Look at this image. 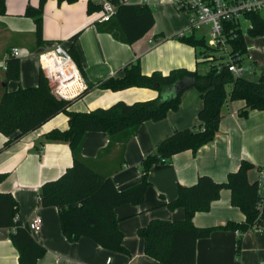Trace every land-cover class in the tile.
<instances>
[{"label":"crops","instance_id":"crops-1","mask_svg":"<svg viewBox=\"0 0 264 264\" xmlns=\"http://www.w3.org/2000/svg\"><path fill=\"white\" fill-rule=\"evenodd\" d=\"M39 1L5 0L6 12L0 15V99L4 91L37 86L41 73L37 54L56 42L63 43L68 49L72 45L75 47L83 67L82 76L87 86L92 87L71 100L69 110L75 112L108 108L117 102L133 104L156 99L159 92L154 89L129 88L114 92L98 87L110 78H122L128 64L138 63L144 75L153 72L167 75L179 68L203 74L210 67L197 50L176 38L181 32L185 36H196L197 32L189 30V14L177 12L171 0L150 2L155 24L131 45L116 39L106 24L98 22L100 10L87 12L88 2L101 6L107 0H78L73 4L48 0L43 7V43L37 45L35 24L25 16V10L29 5L37 8ZM125 1L131 5L141 4L140 0ZM249 25L246 20L241 23L247 56L251 57L255 68L246 78L257 81L264 74V37H248ZM74 36L76 39L71 41ZM14 47L21 52L20 79L5 83L4 62ZM202 64H208V67L201 71ZM201 107L200 93L189 87L181 95L179 108L161 121H146L133 132L114 136L105 132L87 133L81 145V157L99 174L109 177L117 190L130 189L144 177L142 159L174 131L197 125ZM244 107V101L227 103L212 142L196 154L184 151L164 163L153 165L142 204L116 208L118 227L128 254L107 250L87 237L69 241L61 231L57 209L39 206L41 185L57 179L73 163L67 143L45 139L53 129L67 128L68 117L64 113L13 142L0 153V173L6 175L0 183V193H10L15 198L18 219L23 224L35 217L41 219L40 230L31 231L33 239L46 250L38 264H107V260H110L109 264H160L144 254L143 240L137 231L153 219H184L183 210L169 211L164 206L177 197L179 186H191L202 175L223 183L229 173L238 170L243 160L255 166L248 174L251 182H256L259 171L264 169V112L252 110L242 115ZM4 142L0 133V148ZM230 197V190L223 189L209 212L195 214L194 225L206 228L243 222L244 214L231 205ZM10 233L11 230L0 228V264H18V252ZM239 237L237 232L215 231L208 238L197 241L195 264H264V227L243 234L237 254Z\"/></svg>","mask_w":264,"mask_h":264},{"label":"trees","instance_id":"trees-1","mask_svg":"<svg viewBox=\"0 0 264 264\" xmlns=\"http://www.w3.org/2000/svg\"><path fill=\"white\" fill-rule=\"evenodd\" d=\"M48 0H40L37 8L26 7L25 16L35 24L37 45L43 43V7ZM78 0H57L68 4ZM117 5L116 15L108 22L107 29L116 39L126 44H133L145 36L154 26L155 20L151 8L145 4H118L119 0H109ZM101 10V6L92 2L87 4V12ZM6 12L5 0H0V15ZM245 19L250 23L246 35L250 38L264 37V15L248 13ZM229 23L226 29L235 28ZM229 42L230 55L242 56L247 53L244 34ZM180 42L198 50L204 63H210L205 73L183 68L174 69L167 75L153 72L144 75L138 63L128 64L122 78H110L98 87L104 90L120 91L129 88L154 89L159 96L154 100L140 101L133 104L117 102L108 108H99L90 112L70 111L71 101L58 100L52 94L48 82L40 73L38 84L32 88H19L4 91L0 99V133L5 142L0 153L22 136L36 131L50 119L60 113L68 117V126L64 130L53 129L45 135L50 142L67 143L73 163L57 179L45 182L38 192L39 206L57 209L61 231L71 242L81 237L92 239L101 247L122 254H128L123 245V234L118 227L116 208L123 205L139 206L142 204L150 183L148 173L155 164L170 160L174 155L184 151L193 154L215 139L219 123L223 118L222 109L234 101H244L241 111L264 112V74L257 81L248 78H235L222 64L218 70L215 63L219 61L215 49L206 44L204 38L194 34L176 37ZM76 36L71 38L74 41ZM80 73H83L81 59L75 47L69 48ZM212 57V61L209 59ZM20 59L8 58L4 73V82L19 81ZM192 81V86L201 96L202 107L198 112V124L183 130L174 131L161 141L156 149L144 157L141 167L144 171L142 181L134 187L119 191L109 177L99 174L81 157V145L89 132H105L110 136L133 132L146 121H161L169 112L176 111L180 105L181 95L169 92L177 82ZM88 87L82 94H85ZM189 88V87H188ZM81 94V95H82ZM165 95V100H162ZM255 166L243 160L237 171L229 173L226 181L217 183L206 175L199 176L191 186H179L177 197L164 204L169 211L183 210L182 221L153 219L137 231L143 240V252L160 264H195L196 243L208 238L215 231L238 232L237 254L243 234L252 229L264 227L263 210L259 211L260 198L258 183L249 180V172ZM6 178L0 173V183ZM223 189L230 190V203L245 216L241 223L227 222L225 225L200 228L193 223L197 213L209 212L211 204L217 201ZM0 228L11 230L10 239L18 252V264H38L46 253L43 246L32 237L27 224L18 219V204L10 193H0Z\"/></svg>","mask_w":264,"mask_h":264},{"label":"built area","instance_id":"built-area-1","mask_svg":"<svg viewBox=\"0 0 264 264\" xmlns=\"http://www.w3.org/2000/svg\"><path fill=\"white\" fill-rule=\"evenodd\" d=\"M141 4L149 6L155 0H140ZM177 12L188 13L190 17L189 30L208 29V46L216 51L219 61L215 63L218 70L222 64L227 66L229 72L235 78L247 77L254 71V63L247 53L242 56L230 55L229 42L239 38V33H243L241 23L245 21L248 13H261L264 15V2L260 0H171ZM118 4H127L125 0H119ZM100 18L98 22L106 23L117 13V5L109 0L101 4ZM248 21V20H246ZM233 23L235 28L226 29V25ZM184 32L178 37H184ZM153 43V41H150ZM67 47L63 43L56 42L51 47L44 49L37 54L40 72L48 82L52 94L58 100L71 101L80 96L87 88L82 74L75 61L71 57ZM21 52L17 47L10 50L8 58H20ZM212 61V57L209 58ZM246 60L248 61L246 63ZM7 61V60H6ZM4 62V71L6 70ZM258 195L260 202L259 211L263 210L264 203V169L259 171L257 179ZM27 227L30 231H39L41 219L33 218ZM238 233V232H237ZM110 260H107L109 264Z\"/></svg>","mask_w":264,"mask_h":264},{"label":"water","instance_id":"water-1","mask_svg":"<svg viewBox=\"0 0 264 264\" xmlns=\"http://www.w3.org/2000/svg\"><path fill=\"white\" fill-rule=\"evenodd\" d=\"M192 86V81L177 82L169 88V92L178 93L180 90ZM165 95H162V100H165Z\"/></svg>","mask_w":264,"mask_h":264},{"label":"rangeland","instance_id":"rangeland-1","mask_svg":"<svg viewBox=\"0 0 264 264\" xmlns=\"http://www.w3.org/2000/svg\"><path fill=\"white\" fill-rule=\"evenodd\" d=\"M196 36L197 37H201V38H204V40H205V42H206V44L208 43V41H209V33H208V29H197L196 30ZM187 36V35H186ZM198 51V50H197ZM209 64V63H208ZM208 64H202L200 67H199V69L202 71V70H205L207 67H208Z\"/></svg>","mask_w":264,"mask_h":264}]
</instances>
